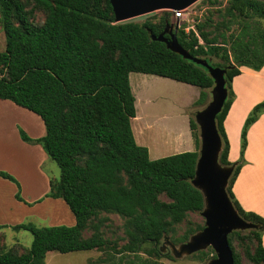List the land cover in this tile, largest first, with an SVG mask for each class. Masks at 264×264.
Listing matches in <instances>:
<instances>
[{
	"label": "trees",
	"instance_id": "obj_1",
	"mask_svg": "<svg viewBox=\"0 0 264 264\" xmlns=\"http://www.w3.org/2000/svg\"><path fill=\"white\" fill-rule=\"evenodd\" d=\"M34 1L47 11L38 25L29 19L30 13L21 0H0V25L5 36V47L0 51V99L10 100L42 119L44 135L32 139L19 129L20 136L26 142L40 144L58 165L59 178L49 180L45 196L61 198L75 223L13 225L14 229L30 231L32 241L22 253L0 248V264H45L48 251L107 248L111 242L100 230L102 219L91 225L93 232L89 236H83L92 219L102 212L124 218L127 236L118 255L108 257L104 264H151L141 261L139 252L144 251V245H152L149 254L169 255L159 251L162 236L188 212L202 209L201 193L191 183L198 157V126L189 116L195 150L150 159L148 149L136 143L131 128L136 110L129 73L194 85L200 89L196 104L204 103L213 79L205 67L152 39L171 24L170 10L158 24L115 22L109 0ZM208 1L214 4L217 0ZM227 1L220 21L209 15L188 31L183 26H173L178 42L192 56L226 68L227 97L215 118L222 143L219 162L223 165L234 163L228 160L229 141L223 125L234 95L232 78L240 72V66L259 70L264 65V1ZM263 112L264 100L256 103L244 120L240 157L227 185V194L239 215L259 225L257 229L235 230L228 235L235 264H241V258L232 247L230 235L240 232H247L254 241L245 247L247 258L253 264H264V216L245 211L232 192L244 162L247 130ZM0 177L18 184L6 171L0 170ZM161 195L168 200H161ZM15 198L23 200L19 190ZM203 227L172 241L184 242ZM196 253L208 258L213 250ZM130 254L133 257L127 258Z\"/></svg>",
	"mask_w": 264,
	"mask_h": 264
},
{
	"label": "rangeland",
	"instance_id": "obj_2",
	"mask_svg": "<svg viewBox=\"0 0 264 264\" xmlns=\"http://www.w3.org/2000/svg\"><path fill=\"white\" fill-rule=\"evenodd\" d=\"M21 1L25 9L30 13L29 19L31 21L37 25L43 23L47 11L34 0ZM227 6V0H217L214 4L209 3L208 0H198L184 9L183 17L178 21L174 20L171 16H169V19L173 26L194 29L196 21L203 20L209 15L214 21H220L222 19V10ZM165 12L166 10H158L134 17L128 21L137 23L150 21L158 24L162 21ZM4 47L5 36L0 25V51H3ZM141 77L144 78V83L138 86V79ZM129 83L133 95L139 96L140 104H138V110L142 116L146 119L155 118L157 120L148 127H144L143 124L142 127L135 121L131 123V128L132 131L134 130L137 141L142 146H145L148 151H151V158L157 154L155 152L165 147L164 139H167L165 138L164 131L177 133L181 130L180 126H174L166 122L161 125V117L157 116L165 114L175 123L179 119L181 110L185 109V105H187L186 109H189L186 112L194 120L193 113L203 108L210 99L211 88L206 89L208 95L204 103L196 104L195 101L198 96L195 97L194 94L200 90L199 88L166 77L131 72L129 74ZM135 108L137 107L135 106ZM16 111V113L12 112L11 117H9L8 126L0 132V142L4 143L3 156L0 157V165H3L4 168L0 170L6 171L18 183L16 184L4 178L6 182L0 185V225H4V227L0 228V248L22 253L29 248L32 234L26 229H14L12 228L13 225L19 223H31L37 227L73 225L75 219L61 198L45 196L48 192V179L55 182V179L58 180L59 178L58 165L54 160L49 158L44 150L40 149L42 150L41 154L38 149L33 147L38 143L26 142L20 136L19 129L24 130L29 137L31 135L30 138L38 136L41 133L44 135L45 126L43 121L40 117L26 109H16ZM195 132L198 133V128L195 129ZM2 134L7 136L9 147H7V144L5 146V138ZM38 146L41 145L38 144ZM159 152L160 155L165 156L171 153V151ZM43 154L44 156H42ZM18 190L23 199L22 201L15 198V193ZM160 198L164 201L168 200L163 195ZM100 219H102L100 230L103 236L111 242L107 248L71 251L67 253L48 251L45 255V264H104L107 262L108 257L112 255L117 256L118 249L127 241V236L124 232L125 219L115 213L102 212L98 218L92 219L88 227L83 231V236H89L93 232L91 225L96 222L98 223ZM199 226H204V218L201 216L200 211L188 212L186 217L181 222L175 224L173 230L169 231L166 235L171 240H175L183 236L187 231L194 230ZM162 240L158 246L161 245ZM230 241L234 251L240 255L241 264H253L245 255V247L252 246L254 243L247 232H240L238 235L231 234ZM113 244L115 245L114 248L111 247ZM151 247L150 243L144 245V251L139 252L141 261L145 260L151 264H206L207 260L212 258L211 256L214 254L213 251L208 258L200 257L198 253L183 258H174L170 253H168L169 255L162 256H156L154 253L149 254L147 251ZM209 249L211 248L208 247L204 251H208ZM129 257H133V255L130 254L127 258ZM136 261L139 260L137 259Z\"/></svg>",
	"mask_w": 264,
	"mask_h": 264
},
{
	"label": "water",
	"instance_id": "obj_3",
	"mask_svg": "<svg viewBox=\"0 0 264 264\" xmlns=\"http://www.w3.org/2000/svg\"><path fill=\"white\" fill-rule=\"evenodd\" d=\"M109 1L115 22H123L158 10L186 9L198 0ZM176 32L177 29L171 23L159 34L152 35V39L164 42L174 53L205 67L213 79L210 99L203 108L193 113L198 126L199 149L191 183L202 196L203 206L200 214L204 218V227L180 243H174L164 234L158 248L161 253L183 258L210 247L214 251V257L208 259L206 264H235L228 235L235 230L257 229L259 225L242 218L227 194L228 181L236 163L223 165L219 162L222 143L215 118L227 97L224 78L226 68L213 66L206 58L192 56L178 42Z\"/></svg>",
	"mask_w": 264,
	"mask_h": 264
},
{
	"label": "crops",
	"instance_id": "obj_4",
	"mask_svg": "<svg viewBox=\"0 0 264 264\" xmlns=\"http://www.w3.org/2000/svg\"><path fill=\"white\" fill-rule=\"evenodd\" d=\"M239 69L240 72L235 75L231 81V87L234 95L223 121L225 134L229 141L228 160L231 162L237 161L240 157V135L245 118L256 103L264 100V65L259 70H254L247 66H240ZM143 83L144 78H139L137 85L140 86ZM199 91L200 90L195 92V97L199 95ZM134 98V104L137 108H135V116L131 118V123L135 121L141 126L143 124L144 127L154 124L157 121L155 118L146 119L138 110V104H140L139 96L134 95ZM186 107L187 105H185V109L181 110V114L177 120L178 123H173L172 119H169V117H167L165 114H160L157 116L161 117V125L166 122L174 126H180L181 129L180 132L177 133L164 131V135L166 136L165 138L167 140L164 139L165 147L159 151H171V153L168 154L171 155L184 151H193L196 149L195 141L189 126V114L186 112V110L189 108L186 109ZM21 108L25 109L16 105L10 100L0 99V132H2L3 128L8 126L9 117H11L12 112L16 113V109ZM132 132L136 143L141 145V143L137 141L134 130ZM42 134L43 133L38 136H32V138L40 137ZM2 136L5 138V146L7 144V147H9L7 136L3 134ZM246 139L247 144L243 154L244 162L242 163L239 172L232 184V192L240 206L245 211H251L258 215L264 216V112L261 113L259 117L249 126ZM23 144L29 145L26 143ZM3 147L4 143L0 142V157L3 156ZM33 147L38 149L39 153L42 154L43 149L41 146H38L37 144ZM159 151L155 152L157 154L151 158V151L149 150V158L156 159L165 156L160 155ZM42 156H44V154ZM3 168V165H0V169ZM4 182H6V179L0 177V185L4 184ZM47 182L49 189V179ZM261 243L264 246V231L261 235Z\"/></svg>",
	"mask_w": 264,
	"mask_h": 264
},
{
	"label": "built area",
	"instance_id": "obj_5",
	"mask_svg": "<svg viewBox=\"0 0 264 264\" xmlns=\"http://www.w3.org/2000/svg\"><path fill=\"white\" fill-rule=\"evenodd\" d=\"M171 12H172V18L174 19V20H179V19H181L182 17H183V14H184V9H179V10H170ZM184 29L186 30V31H188L189 29H193V28H188V29H186L185 27H184Z\"/></svg>",
	"mask_w": 264,
	"mask_h": 264
}]
</instances>
